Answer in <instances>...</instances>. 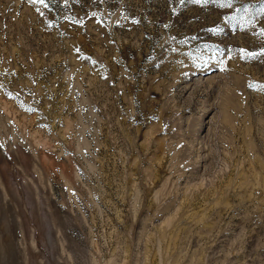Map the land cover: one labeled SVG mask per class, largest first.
I'll return each instance as SVG.
<instances>
[{
  "label": "rangeland",
  "instance_id": "obj_1",
  "mask_svg": "<svg viewBox=\"0 0 264 264\" xmlns=\"http://www.w3.org/2000/svg\"><path fill=\"white\" fill-rule=\"evenodd\" d=\"M45 2L0 0V264H264V0Z\"/></svg>",
  "mask_w": 264,
  "mask_h": 264
},
{
  "label": "snow or ice",
  "instance_id": "obj_2",
  "mask_svg": "<svg viewBox=\"0 0 264 264\" xmlns=\"http://www.w3.org/2000/svg\"><path fill=\"white\" fill-rule=\"evenodd\" d=\"M32 2L33 3L38 2V3L42 4V5H44L45 7H47V4H46L45 0H32ZM182 2H183V0H182ZM193 2L199 3L200 0H193ZM227 3L230 6L231 0H227ZM261 11H264V8H262ZM245 55H247V56H255V55H257V53H245ZM249 86L252 87L254 85L250 84ZM260 90L264 91V86H260Z\"/></svg>",
  "mask_w": 264,
  "mask_h": 264
}]
</instances>
